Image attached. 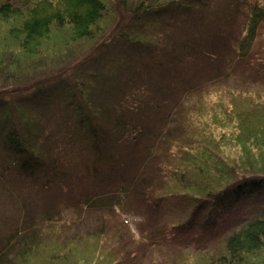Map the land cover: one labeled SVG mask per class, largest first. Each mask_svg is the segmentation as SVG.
Returning <instances> with one entry per match:
<instances>
[{"label":"trees","instance_id":"trees-1","mask_svg":"<svg viewBox=\"0 0 264 264\" xmlns=\"http://www.w3.org/2000/svg\"><path fill=\"white\" fill-rule=\"evenodd\" d=\"M211 1L0 0V100L54 85L59 88L58 95L53 97L57 99L55 109L60 112V104L68 99L74 111L72 117L63 116L60 120L65 132L60 131L61 126L55 130L44 128L33 117L13 120L7 109L6 116L0 117V154L9 161H3L6 166L0 167L1 188L2 178L11 170L16 173L42 168L54 177L41 184L44 200L40 222L34 224L33 212L23 213L25 217L20 222L0 234V264H69L64 257L70 248L65 249L64 244L52 239L56 230L53 227L59 222L66 225L61 216L69 208L44 206L51 201L45 192L51 181L67 176L70 182L64 180L68 183L64 190L73 185L76 191H73L77 211L76 214L72 211L74 221L88 220L89 225L85 224L83 230L85 237L106 239L110 238L108 234L121 231L130 236L123 242V250L127 241L132 247L134 241L127 226L114 218L115 208L124 205L132 187L137 189L142 209L149 210L150 223L154 215L161 213L157 200L162 197L176 194L183 199L187 197V203L195 208L209 205L212 227L224 218L223 207L232 211V206L242 200L253 215L245 213L246 209L243 213L236 212V223L225 233L221 247L210 250L209 241L203 239V245L195 240L196 244L188 243L183 248L186 255L200 254L202 264H264V198L261 203L259 198L257 209L253 210L256 196L264 195V99L257 101L248 88L250 84L235 77L230 68L232 59L228 68L218 63L211 65L219 49H229L224 39L225 25L213 32L208 23L211 19L206 24L204 19L198 22L200 35L208 32L211 42L199 38L195 31H181L180 38H190L189 45L186 42L183 45L192 49V56L198 53L196 65L181 63L176 54H167L170 59L166 56L155 59L152 48L146 54L152 59L145 60L140 49L134 50L135 44L145 40L139 31L146 24L161 26L173 22L182 11L195 17L209 8ZM222 1L225 2L219 10L225 21L232 19L239 8H245L240 28V33H244L236 51L244 64L255 73L264 74V47L258 49V55L251 48L264 36V0ZM123 13L127 18L122 24ZM199 18L203 15L194 19ZM120 44L132 45L126 48L125 56L138 73L113 72L122 66L110 65L109 56L117 51L115 46L121 48ZM180 44L178 40L173 45ZM106 49L110 53L106 54ZM200 58L206 60L204 65ZM93 60L100 63L92 64ZM70 68L72 75L67 76ZM185 68L187 72H183ZM206 68L211 69L209 74ZM113 74L118 79L115 90L122 93L130 90L131 97L122 108L120 96H116V105L126 112V120L118 115L110 121L112 130H107L101 125V117L106 116L102 103L107 100L103 98L107 92L105 83ZM231 81H241L244 86H231ZM166 90L172 93L173 111L164 112L161 117L159 107L166 104ZM177 91L183 94V100L175 96ZM49 97L39 98L34 93L18 102L37 107L42 105L35 106L33 102L44 100V110L50 104ZM174 99H179L178 104ZM117 122L121 128L115 129L113 124ZM150 135L154 141L147 137ZM139 138H144V143ZM39 150L49 152L48 156H34ZM105 177L122 186L118 190L93 191L92 185ZM66 191L60 196L67 197ZM69 202L73 205L65 199V204ZM177 223H155L158 232L149 239L161 238L169 244L176 237L173 229ZM154 242L133 249L131 262H125L122 256L111 264H137L134 258L145 251L149 253L159 244Z\"/></svg>","mask_w":264,"mask_h":264},{"label":"rangeland","instance_id":"rangeland-1","mask_svg":"<svg viewBox=\"0 0 264 264\" xmlns=\"http://www.w3.org/2000/svg\"><path fill=\"white\" fill-rule=\"evenodd\" d=\"M222 0H213L210 3L209 8L204 9L203 13H197L195 17L191 15L187 16L184 14V11L176 15V19L173 22L165 23L161 26L152 25L150 23L146 24L143 29H141L139 32L145 36V40L142 42H138V44H135L134 50L137 49L141 52H143V57L145 60H151L152 57L155 59L160 58L159 56H166L167 54L171 56V54H176L179 58L181 63H185L186 65H192V64H198V53L191 55V48L185 47L186 45H189L190 38L181 37V31L182 33L187 32H193L195 31V34L199 38H206L209 42H211L210 35H207L208 32H205L204 34L199 33V30L197 27L198 22L200 20H205L204 23L206 24L210 19L208 23H210L209 27L213 32L219 31L222 26L225 25V29L223 28V32H225L224 39L227 40V45L229 49H219L218 55L215 58L213 62H211V65L219 64L229 67V64L227 65L228 61L232 59L230 63V68L233 70V74H235L236 78H240L247 81L250 86L248 87L250 89V92L252 95L257 97V101L259 99H264V74H257L255 71L251 68V66H248L242 62V59L238 57L236 46H238V41L243 35L244 32L240 33L241 28V21H242V12L245 8H239L236 12V14H232L233 17L230 20L225 21L224 13L219 10L221 5L223 4ZM199 10H196L195 12H199ZM206 13V14H204ZM195 14V13H194ZM199 14L203 15V18L194 19ZM188 17L191 18V20L188 19ZM229 17V15H227ZM231 17V15H230ZM127 16L126 13H123V22H125ZM219 19V20H217ZM227 22V23H225ZM107 25L110 27V25L107 22ZM202 27V26H201ZM186 29V30H185ZM107 31V30H106ZM239 31V34H238ZM187 34V33H186ZM185 35V34H184ZM223 35V34H222ZM180 40V43L183 45L184 42H186V45H183V47H174V41ZM117 41V40H116ZM121 41V40H118ZM214 41V40H213ZM218 41V40H217ZM258 41V42H257ZM255 43L252 44V53L254 55H258V49H262L264 47V36L259 40H257ZM207 42V41H206ZM116 43V42H115ZM124 44V43H122ZM121 45V44H120ZM130 44L121 45V48L118 49L117 46H115V49H117L116 52H114V55L112 57L109 56L110 65L117 64L122 67L118 68V70L114 69L113 72H122V75H124V72H135L138 73L136 68L131 66L129 64V61L126 59V48L131 47ZM152 48V57L146 55L148 50ZM196 50V48H195ZM251 49L249 48V51ZM107 49L105 50V52ZM110 53V51H107ZM106 52V54H107ZM113 54V53H112ZM77 55V54H76ZM194 57V58H193ZM233 57V58H229ZM169 58V57H167ZM229 58V59H228ZM170 59V58H169ZM203 60V65L205 64L206 60L203 58H200ZM69 61V59H68ZM100 63L99 60H93L92 64ZM237 62V63H236ZM124 67H126L124 69ZM225 67V68H226ZM110 69V68H108ZM121 69H124L123 71ZM208 74L210 73V68H206ZM187 72V69L185 68L183 72ZM72 68H70L66 75H72ZM110 73H113L112 71H109ZM192 73V71L190 72ZM200 75V74H199ZM69 76V77H70ZM135 76V75H134ZM105 83V82H104ZM118 83V79L113 74L109 80L105 83V88L107 87V92L103 94V98H107L105 102L102 103L104 107L106 108L105 117H101L102 126H104V129L112 130L113 126L109 127V124L114 121L118 115H122L123 118L126 120L124 116V110H120V103L121 107L124 108L128 105V101L131 97V91H126L122 93L121 91H116L115 86ZM231 86L235 84L236 86H244V84L240 81L234 82L231 81L229 83ZM2 84L0 83V86ZM167 85V83L165 84ZM57 86L51 85L50 87H42L41 89H38V91L31 90L26 95L22 94H14L10 96H4V99L0 100V117L3 115L6 116V109L7 112H9L10 116L13 118V120H17L19 117L25 116V118H36L42 125L46 126L44 128L49 129H57V127H60L61 132H65V126L61 125L60 120L62 121V117L64 116L65 119H68L74 115L73 109L69 106V100L62 101L60 104L61 111L58 112L57 109H55V105L57 102V99L55 100L56 95H58ZM169 90V89H168ZM166 90L167 93L164 94V97L166 98V104H162L160 109V116H163V113L166 114L170 113L172 110L171 102L172 101V93L170 91ZM37 92V94H36ZM36 95V97L39 98H48L50 96V104L47 105V107L44 108L42 102H33L35 106L38 104H41L42 106L32 107V105L26 103V104H20L18 101L21 100V98L32 96V94ZM122 93V94H121ZM109 94V95H108ZM179 99H184L183 94L180 92H176ZM120 96V102L119 105H116V96ZM109 96V97H108ZM122 97V98H121ZM179 99H174V101H177L178 104ZM59 102V101H58ZM176 104V105H177ZM8 107V108H7ZM17 107L20 108L22 114H20ZM41 107V108H40ZM182 109V108H181ZM179 109V110H181ZM177 109V112L179 111ZM19 111V112H18ZM25 111L27 114H25ZM181 112V111H179ZM147 113H151L150 110H147ZM177 116V115H176ZM179 116V115H178ZM178 116L176 119L178 120ZM63 119L64 121H66ZM72 119V118H71ZM43 120V121H42ZM70 120V119H69ZM100 122V119H98ZM111 121V122H110ZM117 124V125H116ZM114 123L115 129L121 128L117 123ZM99 129H101L99 127ZM118 131V130H117ZM113 132V131H108ZM152 135V133H151ZM147 136L148 138L151 137ZM146 138V137H145ZM152 138V137H151ZM144 138H139L140 142H143ZM151 140H155L152 138ZM61 143V142H60ZM59 145L61 146V144ZM0 145L2 146V143L0 142ZM77 151L80 150L79 147L76 148ZM47 150V149H45ZM1 151V150H0ZM43 150H39L37 153L34 154V156H41L42 154H46V157L48 156L49 152H45ZM117 155V151H116ZM43 156V155H42ZM3 161L9 162L5 159V156L0 154V167L6 166ZM30 162H33L30 160ZM39 168V167H38ZM60 168V167H59ZM32 169V168H31ZM63 167L61 166L60 170H62ZM70 171H68V174ZM57 177V175H56ZM64 178L61 180L57 177V180L51 181V184L48 185L46 188V191L49 194L50 200L47 205V203L44 206L51 207L56 206L58 208L63 206H68L69 211L63 212L61 219L66 223V225H62V222H59L58 224L53 227L52 230H55L52 236L53 241L59 242V244H64L63 246H68L67 248H72L67 252L65 255V260L69 261V264H111L115 260H125V262H131V258L133 257L131 251L133 249H138L139 246H147L151 241H155L154 243L157 244V246H154V248H151L152 250L148 251L141 256L135 257L134 260L137 261V264H202L203 259L199 255L196 256V253L186 255L185 250L183 247H185L188 243H197L201 242V245H203L202 241L203 239H207L209 241L208 247L210 250L214 247H221V244L223 242V238L225 237V233L230 229V227H234V224L236 223V220L238 218V214L236 215V212L243 213L247 207V205L243 203V201H239L236 203V206H232V211H227L229 209L226 207H223L221 212H224V218H220L219 221L215 224L214 227L211 226L210 223V217H209V208L208 206H200L198 208H195L192 204L187 203V197H184L181 195L174 194L173 196H166L162 197L161 199L157 200V205L159 207V211H161L160 214L154 215L151 223L149 222L150 215L149 210L146 208L141 207L140 205V199L137 196L136 192L137 189L135 187H132L128 195L125 199V203L123 206L116 207L117 214L114 217L117 221L124 223L127 228L130 230V233L132 234V239L134 241L133 247L132 243L128 244V241L125 245L124 250L123 248V242H126V239H128L126 236H129L128 234L115 232L114 234H108L110 238L102 237V239L99 238H86L83 234V230L86 229L85 224H88V220L84 218V222L79 221L75 222L74 218L75 216H72V211H75V214L77 213L76 210H74V204L73 198H75L73 191V185H70L69 190L66 191L64 188L67 186V184L70 182L67 178ZM53 177L51 172H47L45 169H38L34 171H17L14 173L12 170L8 173L7 177H3V183L4 187L1 188L0 185V234L2 235L5 231H8L10 226H13L17 222L21 221V218L25 217L23 213H29L33 212V222L34 224L40 222V218H42L40 215L41 211L43 209V198H41V186L47 182V180H51ZM66 179V180H65ZM106 177L103 179L102 182H97L92 185L93 191L95 190H118L120 189V186H122L120 183H115L111 180H105ZM68 181V183H65V181ZM105 180V181H104ZM111 181V182H110ZM54 183V184H52ZM42 184V185H41ZM6 186V188H5ZM127 186V184L125 185ZM80 187H76V190H80ZM63 191H66V196H60ZM76 192V191H75ZM54 195H57V197H54ZM256 196V195H252ZM62 197V198H61ZM257 202L254 205V209H257L258 201L260 199V203L262 202L264 195L256 196ZM61 198L62 202L59 201ZM65 199H69L73 203V205L69 202L68 204H65ZM63 203V204H62ZM239 213V214H240ZM245 213L253 215L249 209H246ZM221 214V213H220ZM77 216V215H76ZM216 216L218 214L216 213ZM219 217V216H218ZM94 220V219H93ZM169 223H177V227L175 225L173 232L175 233V239H172L169 244L163 241L161 238L153 240L149 239V237H153L156 235L157 226L155 223L160 222L161 224H164L165 222ZM104 222H106L104 220ZM182 227H179V223H182ZM152 226L154 228H152ZM114 230L112 229L111 232ZM115 235V236H114ZM191 236V237H188ZM130 237V236H129ZM61 239V241H60ZM74 239V240H71ZM104 239V240H103ZM108 239V240H107ZM196 240V241H195ZM46 242V241H45ZM167 244V245H166ZM154 245V244H153ZM152 245V246H153ZM43 246V245H42ZM132 247L130 250L129 248ZM184 249V250H183ZM121 251L123 253H121ZM189 251V250H187ZM130 253V254H129ZM138 254L140 252L138 251ZM148 255V256H147ZM187 256V258H183ZM77 258H85L80 261ZM77 259L74 263V261ZM187 259V262L185 263L184 260ZM64 260V262H65ZM132 261V262H135ZM40 264V262H37ZM68 263V262H67ZM127 264V263H125Z\"/></svg>","mask_w":264,"mask_h":264}]
</instances>
